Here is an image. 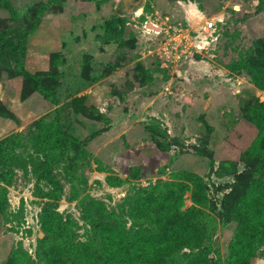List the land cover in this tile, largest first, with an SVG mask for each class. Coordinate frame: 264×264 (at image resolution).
<instances>
[{"label": "rangeland", "instance_id": "1", "mask_svg": "<svg viewBox=\"0 0 264 264\" xmlns=\"http://www.w3.org/2000/svg\"><path fill=\"white\" fill-rule=\"evenodd\" d=\"M121 8L0 0V264H264V0ZM174 28L206 40L183 68Z\"/></svg>", "mask_w": 264, "mask_h": 264}, {"label": "built area", "instance_id": "2", "mask_svg": "<svg viewBox=\"0 0 264 264\" xmlns=\"http://www.w3.org/2000/svg\"><path fill=\"white\" fill-rule=\"evenodd\" d=\"M214 28L212 21L204 24V31L208 32ZM157 36H160L158 43L156 44L154 52L161 59L168 60L170 65H180L182 68L186 65L184 58L191 55L194 51H200L204 49L206 40L197 39L192 41V36L189 33L184 32L181 28H174V30H158L154 31ZM196 37V36H195ZM194 38V37H193ZM195 40V38H194ZM177 69V73H179Z\"/></svg>", "mask_w": 264, "mask_h": 264}, {"label": "trees", "instance_id": "3", "mask_svg": "<svg viewBox=\"0 0 264 264\" xmlns=\"http://www.w3.org/2000/svg\"><path fill=\"white\" fill-rule=\"evenodd\" d=\"M261 106L264 107V104L261 103ZM261 166L263 167V170H264V163ZM260 198H261V196L259 197L257 195V193L250 194L247 197L248 200H244V203H243L244 207L240 208V210H239L240 213L237 214L239 230L243 234L246 232L245 230L250 229L251 222H252V218L250 216V213L252 211L251 210L252 207L250 206L249 208H245V206H247L252 201L251 199H260ZM195 201H196V198H195ZM174 204L175 205H173V207L171 209H168L167 211H166V208H165L164 212H162L163 215H170L171 213H176V214L180 213V208H181V205H182L181 199H178V201L175 202ZM162 213H161V216H162ZM188 235H189V237H188ZM254 237H256V235H254ZM187 238L191 239L190 233L186 232L185 229L182 228V229H179L177 234L175 233L174 238L171 237V238H164V239L162 238L160 240H154L152 245L149 246L150 248L147 249V250L148 251L150 250L151 254L155 256V255H158L161 252V250L172 248L174 245H176L180 241H184L185 242L187 240ZM114 251L118 252V256L110 258L109 260L105 261L104 264H117L118 262H123L124 258H126L128 256L131 257L130 254L128 253L129 252V248L128 247H123V245H122V243L120 241L116 242V245L114 247ZM120 260H122V261H120ZM126 262L127 261H124L123 263H126Z\"/></svg>", "mask_w": 264, "mask_h": 264}, {"label": "water", "instance_id": "4", "mask_svg": "<svg viewBox=\"0 0 264 264\" xmlns=\"http://www.w3.org/2000/svg\"><path fill=\"white\" fill-rule=\"evenodd\" d=\"M126 9V13L128 14H139L144 5L146 0H121Z\"/></svg>", "mask_w": 264, "mask_h": 264}, {"label": "flooded vegetation", "instance_id": "5", "mask_svg": "<svg viewBox=\"0 0 264 264\" xmlns=\"http://www.w3.org/2000/svg\"><path fill=\"white\" fill-rule=\"evenodd\" d=\"M121 4H122V8H121V11H126V9L124 8V5H123V3L121 2Z\"/></svg>", "mask_w": 264, "mask_h": 264}]
</instances>
